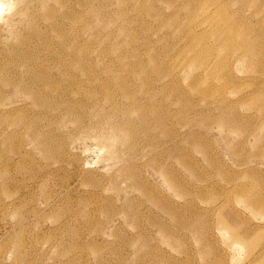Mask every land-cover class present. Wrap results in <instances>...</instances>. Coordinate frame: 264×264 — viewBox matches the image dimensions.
I'll return each instance as SVG.
<instances>
[{"label": "rangeland", "instance_id": "rangeland-1", "mask_svg": "<svg viewBox=\"0 0 264 264\" xmlns=\"http://www.w3.org/2000/svg\"><path fill=\"white\" fill-rule=\"evenodd\" d=\"M0 4V264H264V0Z\"/></svg>", "mask_w": 264, "mask_h": 264}, {"label": "bare ground", "instance_id": "bare-ground-1", "mask_svg": "<svg viewBox=\"0 0 264 264\" xmlns=\"http://www.w3.org/2000/svg\"><path fill=\"white\" fill-rule=\"evenodd\" d=\"M3 10V5H1L0 4V11H2ZM38 79V78H37ZM93 82V81H92ZM67 83V82H66ZM129 97V96H128ZM1 119V118H0ZM115 129V128H114ZM54 146V145H53ZM25 161V160H24ZM156 201V200H155ZM139 225H140V223H139ZM25 244V243H24ZM251 264V263H250Z\"/></svg>", "mask_w": 264, "mask_h": 264}]
</instances>
